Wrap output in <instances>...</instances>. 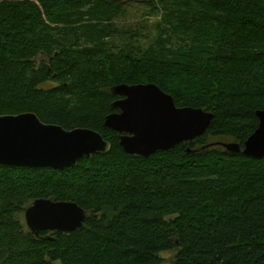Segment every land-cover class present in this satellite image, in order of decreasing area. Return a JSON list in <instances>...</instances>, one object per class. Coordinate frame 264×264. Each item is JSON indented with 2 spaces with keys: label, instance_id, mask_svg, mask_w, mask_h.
<instances>
[{
  "label": "trees",
  "instance_id": "16d2710c",
  "mask_svg": "<svg viewBox=\"0 0 264 264\" xmlns=\"http://www.w3.org/2000/svg\"><path fill=\"white\" fill-rule=\"evenodd\" d=\"M127 4L0 1V115L32 112L111 145L63 170L0 165V264H264V157L209 146L243 148L257 128L264 0H147L149 28L120 23ZM122 83L214 117L193 142L128 155L104 125ZM38 198L76 202L84 225L35 236L24 211Z\"/></svg>",
  "mask_w": 264,
  "mask_h": 264
},
{
  "label": "water",
  "instance_id": "95a60500",
  "mask_svg": "<svg viewBox=\"0 0 264 264\" xmlns=\"http://www.w3.org/2000/svg\"><path fill=\"white\" fill-rule=\"evenodd\" d=\"M116 99L104 125L119 134V144L128 155L147 158L157 151L193 142L204 135L214 115L202 108L176 106L173 97L153 83L117 84L110 88ZM257 128L245 140L214 142L230 154L264 157V109L257 110ZM111 145L92 129L71 130L42 122L35 113L0 115V165L63 170L83 158L108 153ZM195 153L196 150L187 149ZM87 211L73 201L35 199L24 211L27 228L35 236L41 232H76Z\"/></svg>",
  "mask_w": 264,
  "mask_h": 264
},
{
  "label": "rangeland",
  "instance_id": "374dc122",
  "mask_svg": "<svg viewBox=\"0 0 264 264\" xmlns=\"http://www.w3.org/2000/svg\"><path fill=\"white\" fill-rule=\"evenodd\" d=\"M2 1V0H0ZM128 1V4L126 8H128V13L125 16V18L120 22L121 24H128V25H138L139 22H147V25L149 28V25L151 22L156 20L158 17L156 15L150 14V9H148V5L145 4L147 0H123ZM147 33V32H145ZM232 141L231 138H216L213 140V142H230ZM60 264V263H56Z\"/></svg>",
  "mask_w": 264,
  "mask_h": 264
}]
</instances>
